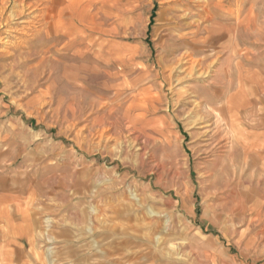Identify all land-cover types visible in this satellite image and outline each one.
<instances>
[{"label":"rangeland","instance_id":"rangeland-1","mask_svg":"<svg viewBox=\"0 0 264 264\" xmlns=\"http://www.w3.org/2000/svg\"><path fill=\"white\" fill-rule=\"evenodd\" d=\"M0 24V173L55 166L92 264H264V0H0Z\"/></svg>","mask_w":264,"mask_h":264},{"label":"crops","instance_id":"crops-1","mask_svg":"<svg viewBox=\"0 0 264 264\" xmlns=\"http://www.w3.org/2000/svg\"><path fill=\"white\" fill-rule=\"evenodd\" d=\"M248 82V85L261 86L258 81ZM53 167L40 164L35 173H27L26 178L19 171L0 173V264H92L90 239L83 238L82 243L76 244L73 225L58 222L56 212H51L57 207L52 201L57 199L56 184L48 183L53 178ZM77 207V216L74 212L72 218L81 221L78 223L83 226L87 218L82 214L83 207ZM44 217L56 222L47 238L44 237ZM75 249L81 252L76 262L73 261ZM102 264L119 262L102 261ZM143 264H154V261Z\"/></svg>","mask_w":264,"mask_h":264},{"label":"bare ground","instance_id":"bare-ground-1","mask_svg":"<svg viewBox=\"0 0 264 264\" xmlns=\"http://www.w3.org/2000/svg\"><path fill=\"white\" fill-rule=\"evenodd\" d=\"M6 1H7V0H6ZM8 1L10 2V0H8ZM33 1H34V0H33ZM48 1H49V0H48ZM66 1H67V0H66ZM16 2H17V0H16ZM26 2H27V1H26ZM31 2H32V1H31ZM31 2H30V3H31ZM4 3H5V2H4ZM35 3H36V2H35ZM35 3H34V4H35ZM16 4H17V3H16ZM27 4H28V3H27ZM36 4H37V3H36ZM81 4H82V3H81ZM1 5H2V4H1ZM37 5H38V4H37ZM39 5H41V3H40ZM43 5H44V4H43ZM43 5H41V6H43ZM5 6L7 7L6 4H5ZM5 6L3 5L2 8L5 7ZM13 6H16V5H14V3H13ZM21 6H22V5H21ZM28 6H29V5H28ZM35 6H36V5H35ZM76 6H77V4H75V3H73V4H69V6H68V8L71 10V12H72V14H73V18L76 17V16L78 15V14H77V7H76ZM6 7H5V9H6ZM25 7H26V6H25ZM32 7H33V6H32ZM32 7H31V8H32ZM44 7H46V6H44ZM12 9H14V8H12ZM16 9H17V8H16ZM23 9H24V4H23ZM3 10H4V9H3ZM10 10H11V9H10ZM10 10H9V11H10ZM17 10H18V9H17ZM17 10H16V11H17ZM31 10H32V9H31ZM62 10H63V9H62ZM32 11H33V10H32ZM67 11H68V10H67ZM10 12H11V11H10ZM23 12H24V10H23ZM38 12H39V11H38ZM61 12H62V11H61ZM85 12H86L85 10H82V13H83V14H84ZM14 13H15V11H14ZM29 13H31V12L29 11L28 14H29ZM36 13H37V12H36ZM44 13H45V11H44ZM63 13H64V12H63ZM2 14H3V12H2ZM25 14H26V13H25ZM41 14H42V13H41ZM41 14H40V15H41ZM18 15H19V14H18ZM21 15H22V14H21ZM33 15H34V13H33ZM38 15H39V14H38ZM38 15L35 14V16H38ZM59 15H60V14H59ZM7 16H8V15H7ZM9 16H10V15H9ZM12 16H13V14H12ZM12 16H10V17H12ZM2 17H3V16H2ZM13 17H14V16H13ZM15 17H17V16H15ZM15 17H14V18H15ZM32 17H33V16H32ZM7 18H8V17H7ZM39 18H40V17H39ZM64 18H65L64 16H62V17L59 16V19L55 22V25L57 26L58 22H59V23L61 22L62 24H64V20H63ZM22 19H23V18H22ZM23 20H24V19H23ZM7 21H8V19H7ZM20 21H21V20H20ZM28 21H29V20H28ZM33 21H34V20H33ZM23 22H24V21H23ZM25 22H26V21H25ZM29 22H30V21H29ZM39 22H40V20H39ZM30 23H31V22H30ZM32 23H33V22H32ZM1 24H2V23H1ZM1 24H0V25H1ZM5 24H6V23H5ZM14 24H15V21H14ZM16 24H18V23H16ZM35 24H36V23H33L34 26H35ZM11 25H12V24H11ZM1 26H2V25H1ZM21 26H22V25H21ZM27 26L29 27V25H26V27H27ZM31 26H32V25H31ZM7 27H8V26H7ZM14 27H15L16 29H18L16 26H14ZM24 27H25V26H24ZM5 29H6V28H5ZM8 29H9V28H8ZM11 29H12V28H11ZM28 29H29V28H28ZM31 29H32V27H31ZM6 30H7V29H6ZM14 31H15V30H14ZM21 31H22V30H21ZM24 31H25V30H24ZM8 32H9V31H8ZM10 32H11V31H10ZM10 32H9V33H10ZM18 33H19V32H18ZM23 33H25V32H23ZM28 33H29V32H28ZM28 33L26 32L25 34H28ZM16 34H17V31H16ZM29 34H31V33H29ZM34 34H35V33H34ZM11 35H13V34H11ZM0 36H1V35H0ZM13 37H14V35H13ZM0 42H1V41H0ZM217 115H218V114H217ZM245 130H246V129H245ZM243 131H244V130H243ZM244 132H245V131H244Z\"/></svg>","mask_w":264,"mask_h":264}]
</instances>
